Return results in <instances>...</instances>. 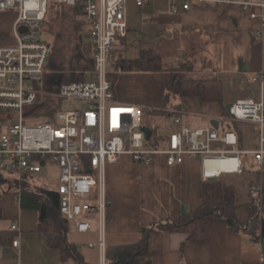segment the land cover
I'll use <instances>...</instances> for the list:
<instances>
[{
  "label": "crops",
  "instance_id": "0c3cea01",
  "mask_svg": "<svg viewBox=\"0 0 264 264\" xmlns=\"http://www.w3.org/2000/svg\"><path fill=\"white\" fill-rule=\"evenodd\" d=\"M171 4L172 0H151L138 8L135 0H129L128 34L122 42L136 44L141 51L134 58L117 60L113 72L110 64L109 78L115 97L122 103L161 114L168 128L174 124V129L157 140L156 147H166L171 134L182 127L212 128L220 135L234 132L238 139L235 147L215 142L213 148L243 151V171L204 178L201 158H185L183 163L171 166L163 154L144 164L125 154L109 164L105 177L112 203L106 215V262L117 261L128 254V247L145 242L146 229H158V223L168 220H190L191 213L201 206L215 204L222 206V211L200 220V240L191 239L189 231L160 230L157 250L139 264H264V210H260L256 220L255 234L247 227L237 229L228 220L233 216L239 224H246L264 194V167L256 163L254 155L261 144L260 127L248 120L231 119L227 109V105L242 98L264 100V79H254L264 72V25L238 4L207 3L184 10L183 3L178 1L177 13ZM15 15L0 12L1 42L14 41ZM83 18L90 33L84 14ZM86 44L89 45V36ZM170 60L173 64L164 65V61ZM177 69H183L193 79H218L222 100L205 101L197 95H181L173 90L172 85L178 83L172 72ZM81 73L83 79L72 76L73 79L64 70L51 75L46 70L44 81L54 76L49 89L62 82L89 81L93 67ZM145 124L149 126L146 121ZM54 166L58 177V168ZM34 175L23 184L36 189L34 194L44 198L48 191H55L37 185ZM5 188L0 191V264H79L74 258L63 259L59 249L49 246L40 211L22 204L24 186L19 189L14 184ZM48 217L60 218L53 208ZM15 224L17 228H13ZM67 226L66 240L76 247L84 262L101 264V249L96 245L97 220L93 219L92 229L87 232H79L73 222ZM16 240L17 246L13 244Z\"/></svg>",
  "mask_w": 264,
  "mask_h": 264
},
{
  "label": "built area",
  "instance_id": "2783aa9c",
  "mask_svg": "<svg viewBox=\"0 0 264 264\" xmlns=\"http://www.w3.org/2000/svg\"><path fill=\"white\" fill-rule=\"evenodd\" d=\"M151 0H135L142 8ZM207 3L240 5L251 18L264 25V0H172V10ZM129 0H0V12L15 13L12 43H0V171L14 177L19 189L49 164L58 168L60 214L75 224L79 232L99 226L102 259H105L106 215L112 201L106 190V168L128 154L137 163H150L163 154L168 165L185 158H201L203 177L222 172L243 171L241 150H215L213 143L237 145L234 132L220 135L212 128L182 127L171 134L166 147H148L143 127L144 107L126 104L115 97L109 66L115 61L118 42L128 34ZM51 3L80 9L90 25L89 43L93 49V78L62 82L44 89V78L52 54L51 44L39 34ZM264 79V72L254 77ZM52 92L53 101L45 96ZM80 101L82 106L64 110L62 99ZM46 104L47 107H44ZM43 108V109H42ZM51 116L47 114L48 110ZM228 115L248 120L260 127V147L254 151L264 167V100L242 98L230 104ZM49 116V117H48ZM45 117H48L45 119ZM176 122H180L179 119ZM226 162L222 167L221 163ZM17 228V224L13 226ZM15 246L19 244L16 240ZM94 246V244H91Z\"/></svg>",
  "mask_w": 264,
  "mask_h": 264
},
{
  "label": "trees",
  "instance_id": "16d2710c",
  "mask_svg": "<svg viewBox=\"0 0 264 264\" xmlns=\"http://www.w3.org/2000/svg\"><path fill=\"white\" fill-rule=\"evenodd\" d=\"M53 6H58L56 3H51L49 6V11ZM48 11V13H49ZM48 15V14H47ZM46 20V19H45ZM45 22V21H44ZM90 45V46H89ZM89 48L91 51V62L93 67V49L91 44L89 43ZM177 77V86L172 85V89L176 90L181 95H197L201 97L202 100H208V101H221L222 100V84L221 82L216 79H209V80H198L190 78L183 69L175 70L172 72ZM67 76V75H66ZM75 79V77H72ZM84 76H82L80 79H83ZM77 80V79H76ZM54 103V100H52ZM45 105V104H44ZM49 114L51 116L52 112L50 111V108L47 109ZM144 116H146L147 113L153 112L152 109L144 108ZM49 117V116H48ZM48 117H45L47 119ZM11 179V176L4 174L0 171V191L1 189H6L5 186H9V180ZM25 183V182H24ZM23 183V184H24ZM264 187V186H263ZM24 192L22 195V204L26 208H32L37 209L41 213V219L43 220V223L45 224V231L47 232L48 237V243L49 246L53 248H57L60 250L61 255L63 259L66 258H74L79 264H86L84 260L80 257L79 253L77 252V249L74 245L70 244L65 237V234L68 230V221L65 219L59 211V195L56 193V191H48L46 194L43 195L44 198L39 197L36 193V189H33L30 187L28 189V186L24 185ZM31 192V193H29ZM33 193V194H32ZM264 193V190H263ZM50 208H53V210L57 211L60 218L57 219H50L49 211ZM222 206L210 204V205H203L195 212L191 213L190 220L186 221H174V220H168L166 222L158 223L157 225L158 229L149 228L146 229L145 232V242L134 246V247H128L127 251L128 254L125 256H122L117 261L111 263V264H139L143 262L144 258H147L150 254L154 253L157 250V243H158V237L159 234H161L160 230L163 229H169L170 231H189L191 232L190 238L193 240H200L202 236V228L200 226V220L209 214L218 213L219 211H222ZM264 210V194L262 195V198L260 200V205L257 206V210L253 212V217L244 225L239 224L236 219L233 216H230L228 218L229 222H231L237 229L246 228L249 230L252 234L254 233V228L256 226V220L259 218L260 210ZM57 220V221H55ZM250 227V228H249ZM109 264V263H108Z\"/></svg>",
  "mask_w": 264,
  "mask_h": 264
},
{
  "label": "rangeland",
  "instance_id": "374dc122",
  "mask_svg": "<svg viewBox=\"0 0 264 264\" xmlns=\"http://www.w3.org/2000/svg\"><path fill=\"white\" fill-rule=\"evenodd\" d=\"M84 18L81 10L74 9L70 6H53L49 11L42 29L39 34L43 40H46L52 45V54L49 59V65L47 73L49 75L53 73H60L61 70L65 71V75L76 76L80 79L83 74L81 71L92 68L91 51L88 42L89 30L88 25L84 27ZM0 43H5L1 42ZM141 49L136 44H124L122 39L118 42V50L115 53V61L111 63V70L115 71V62L122 58H131L140 53ZM173 61H164V65H171ZM78 70L77 73H73L72 70ZM76 72V71H75ZM88 72V78L91 76ZM54 76H49L44 84V89L48 90L52 85ZM48 84V85H46ZM55 88V87H52ZM55 100L52 92L47 93L45 96L46 103L49 105V101ZM60 106L64 110L76 109L82 106L80 101L64 98L60 102ZM44 107H47L46 104ZM43 109V108H42ZM144 120L149 123V126L154 129L153 137L148 141V147L157 145V140L164 138L169 130L174 129V124H170L168 128L167 121L161 116V114L149 113L144 116ZM37 180V185H44L49 189H56L58 184L57 169L54 165L48 166L40 173L34 175ZM19 186V182L14 177L9 180V185ZM24 185H22L23 187ZM7 187V186H6Z\"/></svg>",
  "mask_w": 264,
  "mask_h": 264
},
{
  "label": "water",
  "instance_id": "95a60500",
  "mask_svg": "<svg viewBox=\"0 0 264 264\" xmlns=\"http://www.w3.org/2000/svg\"><path fill=\"white\" fill-rule=\"evenodd\" d=\"M229 108H230V104L227 105V109H228V110H229ZM143 130L145 131V134H146V138H147V140H150L151 137H152V134H153V131H152L151 127H149L148 125H145V126L143 127Z\"/></svg>",
  "mask_w": 264,
  "mask_h": 264
},
{
  "label": "bare ground",
  "instance_id": "6f19581e",
  "mask_svg": "<svg viewBox=\"0 0 264 264\" xmlns=\"http://www.w3.org/2000/svg\"><path fill=\"white\" fill-rule=\"evenodd\" d=\"M221 165H222V167H225L226 166V162H222Z\"/></svg>",
  "mask_w": 264,
  "mask_h": 264
}]
</instances>
